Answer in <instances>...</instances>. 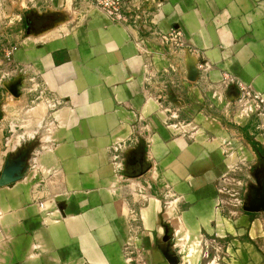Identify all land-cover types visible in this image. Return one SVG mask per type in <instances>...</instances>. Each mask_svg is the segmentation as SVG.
<instances>
[{"label":"crops","instance_id":"0c3cea01","mask_svg":"<svg viewBox=\"0 0 264 264\" xmlns=\"http://www.w3.org/2000/svg\"><path fill=\"white\" fill-rule=\"evenodd\" d=\"M125 14L0 0V264H175L183 242L264 237V0Z\"/></svg>","mask_w":264,"mask_h":264},{"label":"rangeland","instance_id":"374dc122","mask_svg":"<svg viewBox=\"0 0 264 264\" xmlns=\"http://www.w3.org/2000/svg\"><path fill=\"white\" fill-rule=\"evenodd\" d=\"M256 209L264 232L262 204L258 203ZM234 238L203 237L196 240L193 248L190 242L180 243L175 264H264V237L256 241Z\"/></svg>","mask_w":264,"mask_h":264},{"label":"built area","instance_id":"2783aa9c","mask_svg":"<svg viewBox=\"0 0 264 264\" xmlns=\"http://www.w3.org/2000/svg\"><path fill=\"white\" fill-rule=\"evenodd\" d=\"M127 0H94V4L105 13V15L112 21L117 23H125L128 18L125 14V5ZM162 40L173 46L174 48H180L184 45L183 34L181 31L172 29L168 34L162 36ZM16 48L12 47L6 52V57L10 58L15 52ZM223 82L226 86L236 85L242 96L253 99L257 102V107L263 109V106L258 103V98L250 91V89L238 83L232 76L225 75ZM25 137V136H24ZM24 137H21L23 140ZM21 143V141H19Z\"/></svg>","mask_w":264,"mask_h":264},{"label":"trees","instance_id":"16d2710c","mask_svg":"<svg viewBox=\"0 0 264 264\" xmlns=\"http://www.w3.org/2000/svg\"><path fill=\"white\" fill-rule=\"evenodd\" d=\"M253 146H254V149H255L259 154H262V150H261V148H260L257 144L253 143Z\"/></svg>","mask_w":264,"mask_h":264},{"label":"water","instance_id":"95a60500","mask_svg":"<svg viewBox=\"0 0 264 264\" xmlns=\"http://www.w3.org/2000/svg\"><path fill=\"white\" fill-rule=\"evenodd\" d=\"M262 210L264 211V203L262 204Z\"/></svg>","mask_w":264,"mask_h":264}]
</instances>
